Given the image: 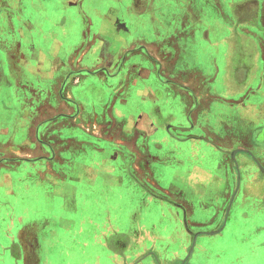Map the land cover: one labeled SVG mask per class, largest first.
Instances as JSON below:
<instances>
[{
	"label": "crops",
	"instance_id": "obj_1",
	"mask_svg": "<svg viewBox=\"0 0 264 264\" xmlns=\"http://www.w3.org/2000/svg\"><path fill=\"white\" fill-rule=\"evenodd\" d=\"M149 76L162 86L145 84ZM173 86L186 102L177 120L156 105L165 87L176 91ZM132 89L146 107L139 116L118 115ZM112 119L123 133L111 132L116 123L107 127ZM64 121L71 149L77 130L122 142L132 131L169 136L164 162L176 202L167 206L177 230L220 235L239 228L233 242L244 249L237 247L234 263L264 264V0H0L1 213L17 194L13 174L22 165L30 187L54 176L65 184L63 173L53 172L57 165L94 167L65 157L70 143L40 140L48 126L63 135ZM128 147L137 153L128 164L132 177L142 158L157 160L147 149ZM89 148L104 160L110 152ZM115 152L125 161V149ZM102 164L108 180L111 168ZM41 195L45 207L51 197ZM14 224L0 228V240L9 238L0 243V263L7 254L23 264H45L46 249L37 250L41 240L23 234L37 235L41 224L16 231ZM204 236L194 245L169 239L176 250L184 249L179 264L202 260L193 255L195 247L202 250Z\"/></svg>",
	"mask_w": 264,
	"mask_h": 264
},
{
	"label": "rangeland",
	"instance_id": "obj_2",
	"mask_svg": "<svg viewBox=\"0 0 264 264\" xmlns=\"http://www.w3.org/2000/svg\"><path fill=\"white\" fill-rule=\"evenodd\" d=\"M147 82L152 83L149 85L151 88L162 86L156 76H149L145 84H148ZM139 83L141 85L143 81ZM173 87L176 91L171 87H165L163 91L160 88L162 92L156 105H159L165 117L172 115L177 120L184 114L186 102L181 96L182 89ZM82 92L83 89L79 94ZM133 92L132 89L130 101L120 104L123 108H117L118 115L119 112H123L139 116V111L146 107L143 102L140 103L137 98L132 97ZM136 94L137 91L135 97ZM115 115L112 118H117ZM117 119L119 121V118ZM112 120L106 124L107 127L116 123L114 119ZM104 121L100 120L101 123ZM69 125L68 121H64L63 135L57 134L55 129L48 126L44 131L45 134L40 136V140L57 143L58 146L70 143L69 148L64 149L63 155L69 157L72 154L74 162H81L87 166L95 162L92 165L94 167H89V171L87 168L85 171H77L68 163L57 165L53 172L57 173L58 177L62 172L67 180L65 184L62 185L61 180L54 176L42 184L36 185L33 182L30 187L27 185L29 172L23 165L20 166L13 174L17 194L6 198V204L2 205L0 228L13 225L11 219L14 220V217L16 219L14 224L16 229H12L14 231L19 230L20 225L26 224L37 228L41 224L42 231L37 235L32 231V233L25 231L23 234L27 233L30 239L38 237L41 240L43 247L37 250L45 252L46 249L45 264H179L178 259L185 252L183 248L176 250L171 240L180 239L194 245V241H197L201 235H205L201 238L204 243L202 250L198 246L195 247L193 255V258L195 256L202 258L201 261L196 262L197 264L199 262L200 264H237L234 263L235 251L237 247L244 249L233 242L234 234L240 232L239 228L235 230H226V228L220 235H214L215 232H199L198 229L186 232L177 230L171 210L167 206L169 202H176L172 194H169L171 172L166 165L167 162H164L169 155L167 149H171L167 141L169 136L153 133L143 137L132 131L123 135L125 142H122L115 141L116 137H113V141L102 136L90 137L85 132L77 130L75 134L78 138L75 147L71 149L74 142L70 141L72 137ZM116 125L115 128L111 127V132L123 133L119 126L121 123ZM158 143L164 146L163 151L157 150ZM128 144L139 146L140 151L148 150L146 153L157 159L149 163L142 158L138 162V168L132 170L133 175L135 172L134 177L131 176L128 164L130 160L134 161L137 153L128 150ZM90 145L100 147L103 152L110 151L106 153L107 158L104 160L102 154H90ZM117 149L127 151L125 161H122L119 155L115 157ZM140 154L144 155L145 152ZM102 162L111 168L112 177L108 180L104 177ZM96 168L101 172L100 175L94 173ZM60 191L65 193L64 196L59 195ZM45 192L51 199L46 201L45 207H42L43 198L40 196ZM27 204V210L24 211ZM10 233L14 234L13 231ZM3 241L7 242L9 238L1 235L0 243ZM168 241L171 244L169 246ZM7 256V254L1 255L0 264H23L22 261L8 259Z\"/></svg>",
	"mask_w": 264,
	"mask_h": 264
}]
</instances>
